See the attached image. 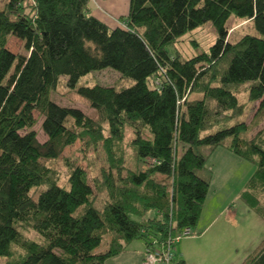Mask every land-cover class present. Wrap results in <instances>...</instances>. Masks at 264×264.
<instances>
[{
  "label": "trees",
  "instance_id": "obj_1",
  "mask_svg": "<svg viewBox=\"0 0 264 264\" xmlns=\"http://www.w3.org/2000/svg\"><path fill=\"white\" fill-rule=\"evenodd\" d=\"M89 3L6 0L0 8V264H103L136 239L163 251L183 228L194 234L211 182L206 163L218 147L253 163L239 199L264 220L256 196L264 192V133L245 137L238 97L241 87L245 101L264 108V0H128L115 26L94 17ZM231 15L254 32L228 41ZM207 22L216 36L207 52L183 58L168 51ZM9 36L24 54L6 48ZM104 68L129 82L79 83ZM64 77L95 117L50 99ZM124 127L135 170H123L113 147ZM81 137L100 144L108 168L90 186L85 170L64 160L59 184L43 161ZM240 264H264V239Z\"/></svg>",
  "mask_w": 264,
  "mask_h": 264
},
{
  "label": "rangeland",
  "instance_id": "obj_2",
  "mask_svg": "<svg viewBox=\"0 0 264 264\" xmlns=\"http://www.w3.org/2000/svg\"><path fill=\"white\" fill-rule=\"evenodd\" d=\"M6 0H0V8L3 7ZM225 27L227 29V39L228 41H235L241 37L244 33L252 34L254 32L251 23L246 19H238L234 16H229L227 21L225 22ZM215 30L210 25L209 22L202 24L201 26L196 27L191 31L185 32L172 46H168L167 49L169 52H174L177 50L181 57L186 58L190 56L197 55L199 52H207L208 45L211 44L215 40ZM6 48H8L12 53L15 54H24V50L22 48L21 42L19 39H16L12 36L7 38L5 43ZM110 69V68H109ZM108 68H104L98 71H92L87 73L85 76L81 77L79 83L81 84H101V85H115L116 87H121L122 85H126L129 80H123L119 78V75L116 72L109 70ZM65 77L61 78L55 87L54 91L49 94L50 99L55 101L57 104L61 106H71L74 108L80 109L85 115H89L91 117H95V114L90 108L86 101L74 95V93L64 87ZM240 93L238 94L239 101L244 104V108L242 111L240 119L244 120L245 123L249 124L248 131L244 134L245 137H253L256 135V132L263 131L264 133V108L257 109L258 101L253 103L245 101V94L242 93V88H239ZM40 120L41 117L35 113V123L32 129L36 133V139L39 143L43 142L46 136L42 133L40 129ZM256 123V124H254ZM104 125L103 135L107 134L106 125ZM123 138L121 143L114 142V148L116 155H120L122 157V165L124 169L135 170L134 168V151L129 146V139L131 138V130L127 127H124ZM82 138V139H81ZM78 138L72 142V144L64 147L60 155L54 159L43 161L45 166H49L52 168L55 173H59V184H64L66 179V168L63 165L64 160H68L73 164L81 166L87 176V180L90 186L94 179L99 178V173L102 167L104 169L108 168V163L106 162V154L103 152V148L100 147V144L97 146L88 145L84 141L83 137ZM221 147L216 148V150H220ZM224 150V149H223ZM217 155V154H216ZM215 154L213 153L208 157L207 166L211 173H213L212 177H214L213 182H211L208 195L206 197L205 202L208 204L207 207L210 209L211 215L216 217V220L213 224L210 225V230L214 232H218L220 235H226L228 231H235L237 227H230L232 223L229 221L224 222L228 218H231L233 213L235 222L238 224L241 222L242 218H245L247 213H251L255 215L253 217H257L256 214L246 210L243 202L239 199L240 190L246 185L247 177L254 171V165L251 162L246 163L244 168L239 165L234 164V162H227L224 159L223 163L218 164L215 162ZM148 162H143L140 167L145 168ZM217 164V165H216ZM243 164V163H241ZM157 179H161L162 176H156ZM40 188H36L32 190V195L35 196L36 192L39 191ZM258 201L263 204L264 207V192L259 191L256 194ZM97 203L96 205L100 208L103 204V197L98 193L96 195ZM204 202V203H205ZM230 206L229 208H226ZM226 210L223 212H219L222 208ZM259 221L261 226H257V228H253L246 238H241L236 245L231 244L228 241L221 242V244H216L213 242L212 237L196 238V229L194 230V234L183 236L180 240L176 241L172 245V252L174 253L175 259L176 254H182L184 256L185 262L182 264H240L244 257L250 254L253 250H255L261 240L264 239V220L258 217L256 218ZM230 225H229V224ZM240 224V223H239ZM238 224V226H239ZM232 226H236L232 224ZM218 227V228H217ZM217 228V229H216ZM208 231V230H207ZM29 236L35 237L31 231H27ZM107 236H105L99 245V250H103L105 247V241ZM233 239H231L232 241ZM142 243V240L136 239L133 240L128 247L131 248L132 244ZM201 247L202 251L196 252L195 247ZM144 248V247H143ZM128 249V248H127Z\"/></svg>",
  "mask_w": 264,
  "mask_h": 264
},
{
  "label": "crops",
  "instance_id": "obj_3",
  "mask_svg": "<svg viewBox=\"0 0 264 264\" xmlns=\"http://www.w3.org/2000/svg\"><path fill=\"white\" fill-rule=\"evenodd\" d=\"M128 0H90L89 3V8H90V13L94 16L97 17L98 19L102 20L105 24H108L110 26H115L117 25V19L120 18L121 16H123L128 8ZM117 23V24H116ZM219 148V147H218ZM215 156V162H217L218 164L223 163L224 159L227 160V162H234L235 166L239 165L242 168H244V166L242 165H246L247 162H245L244 160L233 156L227 149L221 148L220 150H216L214 149L213 151V155ZM243 163V164H241ZM207 164V163H206ZM217 165V164H216ZM206 168L209 170V167L206 165ZM213 175V173H212ZM211 175V179L210 181L213 182L214 177H212ZM210 182V184H211ZM208 195V193H207ZM206 195V197H207ZM206 197L204 199V202L206 200ZM203 202V207L202 210L200 212V216L197 220L196 223V238H202L205 237V235H207L208 237H212L214 240V243H218L221 244V242H225L228 241L231 244L236 245L238 243V241L241 238H246L245 236H247V234L250 233V231L253 228H257V226H261L259 224L258 219H256L255 215H252L251 213H247L245 218L241 219V222H239V226L238 224L235 222V218H234V214L231 213L228 215H231V218H228L227 220H224V222L227 223V221L232 223L236 226H232V224L230 225L229 229L232 227H237L235 231H228V233L226 235H220L218 232H214L210 230V225L214 223V221L216 220L217 215H211V211L210 209L207 207V203ZM230 206H227L226 208H229ZM226 208L224 207V209L222 208L219 212L221 211H225ZM247 210V209H246ZM248 212V210H247ZM252 212V211H250ZM253 213V212H252ZM255 214V213H254ZM259 218V217H258ZM261 218V217H260ZM259 218V219H260ZM262 219V218H261ZM263 220V219H262ZM218 228V227H217ZM216 228V229H217ZM208 230V231H207ZM231 239H233L231 241ZM222 240V241H221ZM131 243V242H130ZM128 243V245L130 244ZM128 245H126L124 247V249L120 252L117 253V255L114 256H110L107 257L104 261L103 264H144V262H142V256H143V247H144V243L142 241V243L135 244V246L132 244L131 248L128 247ZM128 248V249H127ZM196 252L198 251H202V248L199 246L198 248L195 247ZM176 260L180 261V262H185L184 260V256L183 253L182 254H176ZM181 263V264H182ZM185 264V263H184Z\"/></svg>",
  "mask_w": 264,
  "mask_h": 264
},
{
  "label": "built area",
  "instance_id": "obj_4",
  "mask_svg": "<svg viewBox=\"0 0 264 264\" xmlns=\"http://www.w3.org/2000/svg\"><path fill=\"white\" fill-rule=\"evenodd\" d=\"M190 234L191 232L189 228H183L182 231L169 238L166 247L161 252L153 246V243L146 246L142 256V262H144V264H175L174 253L171 250L172 245L174 242L180 240L181 237L188 236Z\"/></svg>",
  "mask_w": 264,
  "mask_h": 264
}]
</instances>
